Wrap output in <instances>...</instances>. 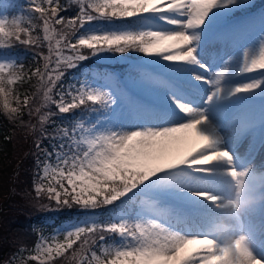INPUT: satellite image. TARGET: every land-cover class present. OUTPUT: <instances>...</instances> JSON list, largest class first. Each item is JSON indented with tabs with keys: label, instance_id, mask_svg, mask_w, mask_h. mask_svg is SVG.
I'll return each instance as SVG.
<instances>
[{
	"label": "snow or ice",
	"instance_id": "snow-or-ice-1",
	"mask_svg": "<svg viewBox=\"0 0 264 264\" xmlns=\"http://www.w3.org/2000/svg\"><path fill=\"white\" fill-rule=\"evenodd\" d=\"M27 4V14L0 16V107L12 121L23 109L29 117L38 115L41 135L49 141L47 146L36 142L43 154L36 161V199L46 197L44 207L54 202L57 210L114 207L106 222L90 217L57 230L51 239L41 237L26 259L52 264L68 255L74 264H264V243L257 246L256 229L244 219L227 237L210 230L211 214L221 207L226 190L246 180L264 184V167L235 150L255 125L253 113L264 127V13L255 46L228 59L210 57L222 35L240 37L246 31L232 18L252 8L253 0ZM72 5L78 8L75 15L61 14ZM15 43L46 46V54L33 55L37 63L43 61L42 68L26 73L24 63L6 51ZM92 58L138 61L132 67L142 71V78L132 86L107 74L64 82L68 70ZM33 77L42 92L36 107L29 96L21 101L14 95L13 87ZM237 77L244 79L237 83ZM133 87L149 90L152 99L129 95ZM257 99L262 103H253ZM79 110L88 115L60 124L52 119ZM241 110L246 115L237 117ZM46 123L54 125L51 134ZM138 199V210L127 211ZM171 204L196 212L199 221L180 227L183 210ZM256 208L264 216V202Z\"/></svg>",
	"mask_w": 264,
	"mask_h": 264
},
{
	"label": "rangeland",
	"instance_id": "rangeland-1",
	"mask_svg": "<svg viewBox=\"0 0 264 264\" xmlns=\"http://www.w3.org/2000/svg\"><path fill=\"white\" fill-rule=\"evenodd\" d=\"M256 2L257 0H253V7L247 9V11L244 10L234 13L233 15L232 23L244 24L246 27V31L240 37H232L227 34L222 35L210 49V57H216L219 55L223 56L225 59H228L233 56L241 55L244 47L255 46L257 38L259 37L261 32L259 17L261 13H264V7L255 9ZM4 4H6L5 0H0V16L7 17L5 10L1 7L4 6ZM20 4H23L25 8L28 7L27 0H17L15 2V5L17 6ZM77 9L78 8L76 5L70 8V10L74 11H76ZM238 13H240V15H237ZM61 14L64 15V13ZM11 55L17 58L14 53ZM94 60L95 65L93 64L91 67H79V70L83 75L75 72L76 69L69 70V73H67L64 82H69L73 77L79 79L81 77L87 76L89 78L95 77L99 79L100 77L107 74L114 75L117 78H123V80L127 81L129 85L132 86L133 80H139L142 78V71L132 67V65L138 63V61L127 58L111 60L94 58ZM209 63H212L211 58L209 59ZM219 66H223L222 63L219 64ZM219 66L216 68V70H219ZM148 71L152 72L151 69H149ZM152 74L156 75L157 73L153 72ZM236 79L237 81L235 82L238 83L240 79L244 78L237 77ZM128 94L132 95L136 99L145 101L152 99V93L149 90L143 88L133 87L132 91ZM41 103L42 100H39L38 103L34 102V107L39 106ZM253 103L259 105L260 103H262V101L257 99L253 101ZM47 110L48 109L44 108L41 109L42 112H45ZM52 110H55L54 106H52ZM87 115V111H82L81 113H79L77 118ZM244 115H246V113L243 110L236 113L237 117H241ZM30 118V120L33 122L29 124L28 131H26L25 136L26 138L29 137V141L32 142V145L30 143V147L26 148L24 146L22 147V150H17V154L19 155L18 159L23 160V163L21 162L23 166L21 169L16 168V173L13 175L15 180L10 178L12 180L11 182H8L6 184L3 183L1 185L4 191H0V229L2 226L4 229L3 233L10 235L9 237H6V235L0 236V246L9 245L10 247L8 251H5L4 258L2 260V263L0 264H21L22 261L24 262V264H39L38 261H33L26 258L35 254V245L41 237H43L44 239H51L53 238V234L56 233L57 230L63 232L64 230L72 228L77 224L87 222L90 217L101 223L106 222L112 218V207L114 206H110L107 215L100 214V208L95 210L94 212L79 210L77 214H71L64 217V219H61L58 216V214H60V210H57L54 206L45 208V203L40 204L39 206H37L38 204L34 205L35 203L32 202V199H30V197H26L25 193L17 189L18 184H20L21 181H26L27 183L28 179V184L30 183V181H32L31 185L33 186L34 178L37 173V157L43 159V154L39 149L36 148L37 140H39L40 138L43 139L40 131L41 125L39 122V116L34 114ZM54 118L55 117H53L52 119ZM251 118L255 121V125L252 130H250L247 134L243 135L240 138V140L235 145V150L241 158H246L250 160L254 166H256L257 168H261L264 167V127L260 126L258 112L253 113ZM93 119H95L94 116ZM28 156H30L32 160H28ZM22 179L25 180L23 181ZM11 185L12 189H9V186L11 187ZM31 188L32 192H34L33 187ZM261 195H264V184H260L259 186H252L248 180H246L239 188L235 186L229 188L223 193L224 200L221 207L215 209L211 214V225H216L219 228H223L220 233L223 237H227L229 235L228 230L234 228L239 220L244 219L245 223L253 225L256 229V232L258 231V233L256 234V244L258 246V244L261 242V237L264 234L262 235V231L261 233H259V230L256 228V226L260 224L264 216H262L261 210L259 208H256V206L252 208H246L245 205L250 199ZM139 199H145V197H140ZM139 199L134 204L136 207H134V209L128 207L127 211L134 213L136 210H138ZM119 203L120 202H117V204ZM178 207H181L184 213V215L181 217V222L179 224L180 227H184L185 224H195L196 220L200 219L199 215L191 209L179 205ZM31 209L33 210L32 213L30 212ZM25 213H28V215H26ZM215 215H217L218 217L214 218ZM225 216L231 217V219ZM219 217L223 219L218 220ZM21 220L30 221V230L36 235L34 243L30 246L24 245L22 243L23 239L19 231H13V233L8 232L9 225L19 226L21 223L23 224ZM171 220L173 223L177 222V218L174 215L171 217ZM198 221L199 220H197V222ZM23 226L24 225H22L23 230L21 231V233H28V228H24ZM24 231L27 232L24 233ZM0 235H2L1 232ZM54 239L62 240V236H55ZM111 239L112 238H110V242ZM22 249L23 251H21Z\"/></svg>",
	"mask_w": 264,
	"mask_h": 264
},
{
	"label": "trees",
	"instance_id": "trees-1",
	"mask_svg": "<svg viewBox=\"0 0 264 264\" xmlns=\"http://www.w3.org/2000/svg\"><path fill=\"white\" fill-rule=\"evenodd\" d=\"M17 0H5L6 4H4V6H1L6 14L7 17L12 18L14 16H20L22 13L27 14L26 13V9L23 6V4L20 5H15V2ZM2 5V4H1ZM75 5H73L72 7H74ZM264 6V0H257L256 2V7L255 9L259 8V7H263ZM71 7V8H72ZM78 11V9L76 11L74 10H68L66 13H64V15L67 16H73L75 15V13ZM247 11V10H246ZM245 11V12H246ZM254 11V9H253ZM237 15H240V13H238ZM37 24H39V21H36ZM41 35V31L38 29L37 33ZM7 52L11 53V54H15L17 56V60L18 62H23L24 63V71L26 73H28L30 70H34L35 67L40 66L42 68L43 65V61H39L37 63V61L33 60V55L34 53L38 52V51H43L45 54L47 53V48L42 47V48H35V47H26L24 45H21L19 43H15L14 47L7 49ZM135 55V54H132ZM95 63L94 58L88 60V61H84L82 62V64L80 65V67L83 66H89L91 67L93 64ZM95 65V64H94ZM120 68V67H119ZM75 72L82 74V72L78 69L75 70ZM69 73V70H68ZM83 75V74H82ZM67 83V82H66ZM14 87V95L19 96L20 100L22 101L24 96L27 95L30 98H32V106L34 107V102L38 103L39 100L41 101L42 99V92L39 91V83L36 77H33L31 79H25L23 82H17L16 85L13 86ZM12 106H16L15 102H13ZM82 111H86V110H79L77 111L74 115L71 116H56L54 118V120L56 121V124H60V123H68L69 121L77 118V116L79 115V113H81ZM23 115L20 117V119L16 120V121H12L10 120L6 114H4L2 107H0V191H4V189L2 188V184L3 183H8L11 182L12 179H14L13 175L16 173V168H22V164L23 160L22 159H18L19 155L17 154V150H22V147H30V143L32 145V142L29 141V137L26 138L25 133L26 131H28V126L31 122L30 117L27 115V109H23ZM44 127L48 130V133L51 134L54 130V125L52 123L49 124H45ZM42 142V146H47L48 144V140L46 139H39ZM28 160H32L30 158V156H28L27 158ZM19 160V161H18ZM30 178V177H29ZM15 180V179H14ZM23 180V179H22ZM25 180V179H24ZM23 180V181H24ZM29 179L25 182H22L20 184H18L17 189H19L21 192L26 194V197H30V199H32V202H34V205L39 206L40 204L45 203V205H49V202L46 200V197H43L39 200L36 199L35 193L32 192V188L33 187L31 185L32 181H30V183L28 184ZM12 184V183H10ZM12 189V185L11 187L9 186V189ZM14 188V187H13ZM25 190V192H24ZM50 206H54L55 205L52 203ZM128 207H131L132 209H134V207H136L134 204L129 205ZM108 208H101L99 213L102 215H107L108 214ZM36 209V208H35ZM32 209H31V213H32ZM77 212H79L78 208H72V209H61L60 210V214H58L59 218L64 219V217L71 215V214H77ZM26 215H28V213H25ZM25 219V218H22ZM23 224L21 223L19 226L17 225H9L8 228V232H16L19 231L20 235L22 236L23 239V244L30 246L34 243V240L36 238V235L34 232H32L30 230L31 224L30 221H23ZM22 225H24V228H28V233H25L27 231H24L25 234H22L21 231L23 230ZM8 227V226H7ZM2 229V230H1ZM0 232L3 235H6V237H9L10 234H4V229L1 226ZM13 229V230H12ZM33 230V229H32ZM9 245H2L0 246V263H2V260L4 258V253L5 251L9 250ZM52 264H74V262L70 261L69 256L65 255L64 257H60L59 259L55 260L52 262Z\"/></svg>",
	"mask_w": 264,
	"mask_h": 264
},
{
	"label": "clouds",
	"instance_id": "clouds-1",
	"mask_svg": "<svg viewBox=\"0 0 264 264\" xmlns=\"http://www.w3.org/2000/svg\"><path fill=\"white\" fill-rule=\"evenodd\" d=\"M261 202H264V195H261V196H258V197H254L252 199H250L245 207L246 208H252V207H255L257 205H259Z\"/></svg>",
	"mask_w": 264,
	"mask_h": 264
},
{
	"label": "bare ground",
	"instance_id": "bare-ground-1",
	"mask_svg": "<svg viewBox=\"0 0 264 264\" xmlns=\"http://www.w3.org/2000/svg\"><path fill=\"white\" fill-rule=\"evenodd\" d=\"M168 207H170V208H172V207H178V205H168ZM218 216L217 215H215V217L214 218H217ZM197 220H199V219H197ZM197 220H196V223H197ZM262 223H264V217H263V219H262V221L260 222V224H258L257 226H256V228L259 230V233H261V231H262V235L264 234V230H262L261 229V224ZM215 229H217V227H214ZM210 229H211V231H213V227L212 226H210ZM258 233V231L256 232V234ZM257 236V235H256ZM261 236V235H260ZM260 236H258V237H260ZM261 243H264V235L261 237V242L258 244V246L261 244Z\"/></svg>",
	"mask_w": 264,
	"mask_h": 264
}]
</instances>
